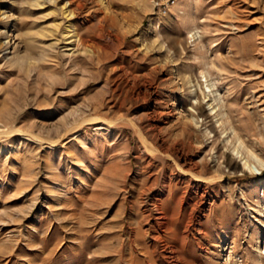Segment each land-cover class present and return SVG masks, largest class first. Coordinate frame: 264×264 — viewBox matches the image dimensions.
I'll return each instance as SVG.
<instances>
[{
    "label": "rangeland",
    "instance_id": "1",
    "mask_svg": "<svg viewBox=\"0 0 264 264\" xmlns=\"http://www.w3.org/2000/svg\"><path fill=\"white\" fill-rule=\"evenodd\" d=\"M80 1L0 0V264H264V0Z\"/></svg>",
    "mask_w": 264,
    "mask_h": 264
},
{
    "label": "bare ground",
    "instance_id": "2",
    "mask_svg": "<svg viewBox=\"0 0 264 264\" xmlns=\"http://www.w3.org/2000/svg\"><path fill=\"white\" fill-rule=\"evenodd\" d=\"M38 1L39 2H45L46 5L47 4H53V6L55 5L54 7H55L56 11H58L59 15L62 16V22L57 23L55 25V28H53V30L49 31L51 33L50 37L51 36L53 37L55 32H57L58 30H61V31L63 30V34L60 36V38L54 40L55 43L61 42V44L65 45V48H67V47L70 48L69 51H74L76 53L77 52H83L84 54H86L88 56H93V55H95V53H97V50L100 48L98 46V44L95 43L94 40H87L84 37V35L82 36L81 33L78 32V30L76 29L75 23L78 21V19H80L78 14L84 8V4L82 1H80V0L68 1L62 7H58V5L56 6V4L58 2H61V3L65 2V0H49V3L46 2V0H38ZM58 34H60V32ZM85 111H87V110H85ZM85 115H86L85 118H81V117L75 118V121L72 123L75 126L73 128H71V130H76L78 128H82L83 126H85L86 123L98 122L101 120L104 122L107 121L104 118L100 117L99 114H96V113L92 114V115H87V114H85ZM87 116H89V117H87ZM71 130H69L67 133L71 132ZM64 137L65 136H62V138H64ZM252 156H254V158H257V156H255L254 154H252ZM77 157H80V156L78 155ZM77 157H76V160H77ZM258 161L260 164L264 165L260 161V159H258ZM250 167L251 166L248 162H244V170H247V168H250ZM58 190H59V188H58ZM59 196H60V193H59V191H57V189H55V191L53 190L51 192V198H53V200ZM259 252H260V255H264V252H262V250H259Z\"/></svg>",
    "mask_w": 264,
    "mask_h": 264
},
{
    "label": "built area",
    "instance_id": "3",
    "mask_svg": "<svg viewBox=\"0 0 264 264\" xmlns=\"http://www.w3.org/2000/svg\"><path fill=\"white\" fill-rule=\"evenodd\" d=\"M178 0H167L166 3H160L159 5H157L160 9H163V13L164 14H168V9L171 5H175L177 4Z\"/></svg>",
    "mask_w": 264,
    "mask_h": 264
}]
</instances>
